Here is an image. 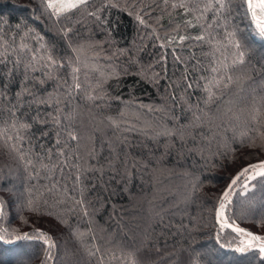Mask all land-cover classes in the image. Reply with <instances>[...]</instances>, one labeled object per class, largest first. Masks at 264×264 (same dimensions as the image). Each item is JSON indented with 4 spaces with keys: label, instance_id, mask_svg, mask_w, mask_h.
<instances>
[{
    "label": "trees",
    "instance_id": "1",
    "mask_svg": "<svg viewBox=\"0 0 264 264\" xmlns=\"http://www.w3.org/2000/svg\"><path fill=\"white\" fill-rule=\"evenodd\" d=\"M235 2L238 6L226 14L228 25L230 30L237 29L245 46L247 64L241 71L247 70L252 79L205 108L204 90L196 86L202 83L196 61L204 63L207 46L176 39L178 35L198 34L200 25L193 21L186 27L188 17L182 8L171 7L173 0H110L107 4L105 0H90L100 9L99 18L75 12L71 19L76 23L72 24L64 18L59 22L55 17L37 20L41 0H0L3 39L15 33L18 44L25 24L44 33L46 39L52 35L50 28L68 25L81 39L95 42L91 51L96 55L91 51L85 55L96 67L81 68V83L86 86L87 79H104L101 72L107 75L101 99L89 100L82 90L69 98L61 95L60 104L55 100L40 103L53 93L55 84L46 81L40 85L31 72L24 80L27 53L17 49L7 54V63L0 62V129L11 122V108L15 106L16 115L32 125L22 130L28 139L19 142L24 145L21 150L27 151L30 144L33 159H38L35 153L45 155L48 150L58 159L56 149L67 144L65 156L69 161L63 172L57 168L49 176L40 170L38 176H30L32 169H26L11 149L15 136L7 140L0 135V195L11 198V225L33 235V225L43 228L55 241L51 258H46L47 245L42 241L16 239L19 232L5 235L0 240V264H121L130 250H136L137 264H143L147 250L150 264H179L189 251L199 253L201 264H249L251 260L258 264L257 250L240 252L239 233L221 230L215 219L218 197L230 183L229 173L234 177L244 165L264 160L259 138L253 145L247 136L243 143L237 137L231 144L236 151H227V159L213 155L224 151L219 148L217 133L225 124L213 114L222 112L230 99L233 111L242 107L236 100L250 102V89L256 86L253 81L262 79L259 70L264 69V36L256 29L246 0ZM208 15L210 18L212 13ZM26 42L37 43L30 37ZM173 48L189 65L187 73L185 63L174 59ZM15 55L20 56L19 67H14ZM182 73L193 81V87H186ZM34 75L43 78L39 70ZM21 88L28 92L17 97ZM57 91L62 94L64 89L61 86ZM197 103L207 115L202 116L203 124L193 126L195 108L189 105ZM250 111L247 109L240 121L229 122L237 123L239 131L251 132L256 125ZM109 116L118 123L113 124ZM161 125L178 130L185 125L183 140L179 135H158ZM67 130L74 131L78 139H68ZM7 132L11 134V128ZM109 161L114 167L108 166ZM244 178L238 181L226 214L231 222L264 234V185L256 177L249 181L256 187L244 192ZM17 194L22 199H35L39 210L21 208ZM81 197L88 215L78 203ZM21 216L29 221L23 227ZM5 226L0 221V227ZM78 232L84 233L83 238Z\"/></svg>",
    "mask_w": 264,
    "mask_h": 264
},
{
    "label": "snow or ice",
    "instance_id": "2",
    "mask_svg": "<svg viewBox=\"0 0 264 264\" xmlns=\"http://www.w3.org/2000/svg\"><path fill=\"white\" fill-rule=\"evenodd\" d=\"M105 3H110V0H105ZM42 11L40 16L36 19L39 20L41 17L44 19L52 20L55 17V21L59 22L61 18L69 21V24L76 23L72 21V16L75 12H84L89 16L97 17L100 11L95 4L90 3V0H41ZM119 7V5H116ZM235 0H173L171 7L182 8L183 13L188 17L187 26H191L193 21L200 25V31L198 34L191 35H178L176 39L183 42L185 40H193L194 43L206 45L207 52L204 53L205 61L202 64L201 61H196V71L200 73L199 80L202 83L196 86L202 87L204 90V105L207 108L208 105L214 104L217 99L225 97L233 88L240 90L239 85L245 80H251L252 77L248 74L247 70L241 71L247 64L246 61V49L241 39L237 35V29L232 28L230 30L228 25L227 13L232 10L233 7H237ZM247 10L250 11L252 19L255 21L256 29L258 32L264 36V0H246ZM89 9H93L89 11ZM75 10V11H74ZM209 12L212 13L209 18ZM84 17L81 16L82 20ZM137 19L141 23L144 20L139 15ZM47 27V25H45ZM17 29L20 25L16 26ZM25 31L20 35L19 43L16 42V35L13 33L8 39H3L0 36V57H3V63H7L9 52L15 53L17 49L21 52H26L28 59L23 63V68L25 70L24 80L29 79L28 73H33L32 79L39 82L40 85H44L46 81H53L55 84V89L53 93H50L48 98L44 101H39L40 103H61V95L64 98H69L79 91L84 90L85 95L89 100L101 99L105 95L104 80L107 79V75L101 72V76L104 79H97L93 82L88 78V73H84L87 79V85H83L80 81L81 68H95L94 62H90L85 55V53L91 51L94 47V43L91 40H83L80 38L79 33L75 32L73 27L65 25L59 28H50L49 32L52 33L51 37L46 39L45 34L38 31L37 28L25 24ZM177 28L180 26L177 25ZM176 29H173L175 31ZM158 36V34H157ZM31 38L36 41V46L30 42H26V38ZM172 36L168 37L171 41ZM161 45L165 43L164 40L160 41ZM174 59L185 63L181 60V56L177 54V50L173 48ZM93 56L96 55L95 51H91ZM166 60V57H162ZM191 59V57H189ZM14 67H19L21 64L20 56L15 55L13 61ZM189 65L185 63L184 72L187 73ZM39 70L43 76H35L34 73ZM63 70V71H62ZM256 71V69H252ZM260 74L262 79L259 81H253L256 85L250 89V102H242L236 100V103H241L242 107L239 111H233L231 105L233 100H228L224 110L221 112L218 110L217 113L213 114L215 118L225 121L224 126L217 133L219 136L218 145L220 149L224 151H218L213 153L221 158L227 159L226 152H235L236 149L231 147V144L236 143L237 137L240 138V143L244 142L247 136L249 142L255 145L257 138L261 141V146L264 147V69H260ZM114 74V73H112ZM9 75H11V70H9ZM110 75V74H109ZM182 79L185 81L186 87H193V81L189 79L186 75L182 73ZM61 86L64 92L57 91ZM28 92L27 88H21L20 91L16 93L19 97L22 93ZM190 108L194 107L195 111L193 113L194 121L193 126L196 124H203V115H207L203 109L200 108L199 103L196 105H189ZM250 109V119L256 127L251 129V132H255L256 135H251V132L245 133L238 130L237 123H230L229 121H240L244 112ZM17 109L15 106L11 108V122L7 124V127L0 129V135H4L7 140H12L15 136V141L11 145V149L19 157V159L24 161V167L26 169H32L29 172L30 176H38L40 170H45L49 176L53 175L57 168L61 172L64 170V166L69 164L68 159L65 156V144L64 148H57L56 152L58 154V159H53L52 151L48 150L45 155L40 153H35L34 155L38 159H33V152L31 150V145L27 151H22L24 147L20 144V141L28 139L26 135H22V130H28L32 127L26 119H20L16 115ZM113 124L118 123L117 119L112 116L107 117ZM56 124L60 123L59 118L55 120ZM185 125H181L180 129L169 128L167 125H161L159 127L158 135L173 136L179 135L181 140L184 138L183 129ZM7 128H11L12 132L9 134ZM231 132V137L229 136ZM67 138L70 140H77V134L72 130H67ZM57 143H59V133H57ZM19 145V146H18ZM201 151H203L201 149ZM109 167H114L112 161L108 162ZM77 167V182H79V176L81 175L79 164L75 165ZM241 176L245 177L243 180V191L247 192L249 187L255 188V184L249 185V181L255 180L256 177H260L259 183L264 185V160L258 163H249L241 167L240 171L237 172L236 176H232L230 173L228 178L230 183L227 184L222 192V195L218 197V207L216 208L215 219L221 230L233 229L234 232L239 233L241 237V244L238 246L240 252H248L250 249H256V256L259 258L258 264H264V234H259L249 228L241 227L239 224L231 222L229 216L226 214V208L231 202L232 194L236 186H238V181ZM0 179H3L0 176ZM197 181L199 178H196ZM195 187V185H193ZM66 191V190H65ZM11 192V189H9ZM16 201L19 203L20 207L31 212H36L39 210V205L36 203L35 199L28 198L22 199L19 194L15 196ZM11 203V198L5 199L4 196L0 195V221H4L7 226L0 227V240L5 238V235L13 234L15 235L19 232V235H15L16 239L25 240H40L44 245H47L45 249V257L51 258V248L54 246L55 241L49 235L47 231L43 228H36L33 225L32 233L28 231L21 232L19 228H15L11 225L9 216L10 211L8 205ZM78 203L81 204V210L84 215H88V208L83 203V198L81 197ZM23 220V225L29 223L27 217L21 216ZM11 229V233L9 232ZM90 231V230H89ZM78 236L83 238L84 233L78 232ZM217 240L220 239L219 233L216 237ZM226 247L228 245H225ZM99 251V248H96ZM135 251L130 250L127 254L126 261L122 260L121 264H137L135 258ZM150 250L146 251L145 259L143 264H150L149 260ZM115 258V257H114ZM103 259V257H101ZM179 264H201L199 253L189 251L187 258L179 261ZM249 264H257V260L249 261Z\"/></svg>",
    "mask_w": 264,
    "mask_h": 264
},
{
    "label": "rangeland",
    "instance_id": "3",
    "mask_svg": "<svg viewBox=\"0 0 264 264\" xmlns=\"http://www.w3.org/2000/svg\"><path fill=\"white\" fill-rule=\"evenodd\" d=\"M245 14L248 15L247 11H245Z\"/></svg>",
    "mask_w": 264,
    "mask_h": 264
},
{
    "label": "water",
    "instance_id": "4",
    "mask_svg": "<svg viewBox=\"0 0 264 264\" xmlns=\"http://www.w3.org/2000/svg\"><path fill=\"white\" fill-rule=\"evenodd\" d=\"M258 163V162H257Z\"/></svg>",
    "mask_w": 264,
    "mask_h": 264
}]
</instances>
